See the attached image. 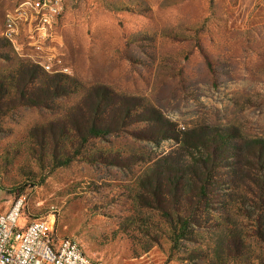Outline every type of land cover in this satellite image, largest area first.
Here are the masks:
<instances>
[{
  "label": "rangeland",
  "instance_id": "rangeland-1",
  "mask_svg": "<svg viewBox=\"0 0 264 264\" xmlns=\"http://www.w3.org/2000/svg\"><path fill=\"white\" fill-rule=\"evenodd\" d=\"M33 4L0 0L2 200L108 264H264V183L242 185L264 142V0H62L45 28ZM215 149L212 179L235 183L176 240L151 191Z\"/></svg>",
  "mask_w": 264,
  "mask_h": 264
},
{
  "label": "trees",
  "instance_id": "trees-1",
  "mask_svg": "<svg viewBox=\"0 0 264 264\" xmlns=\"http://www.w3.org/2000/svg\"><path fill=\"white\" fill-rule=\"evenodd\" d=\"M30 65H26L25 68ZM28 67V68H29ZM27 68V69H28ZM29 72V71H28ZM32 73L29 74L31 78ZM33 79V77H32ZM60 79L54 80L53 82H58ZM45 82V80H43ZM27 87H24V90ZM20 88H16L14 98H18L23 101V103H32L39 105L41 104L38 99L39 96H32L33 98L31 102L25 101L28 96L25 93H28L32 90V88L28 87L27 91L24 92ZM105 130L101 127H95L94 125L89 130V136H101L104 134ZM88 134L79 136V139H83V145L88 141ZM254 150L252 151V161H247V172L244 174L247 178L243 179L242 185L246 183V181H251L255 184L257 190L258 188L262 189V184L264 183V176L258 174L256 171L264 170V142L262 140H257L254 144ZM239 150V147L237 148ZM219 149L211 150L207 153L205 158H200L197 162L196 166L191 168H196V171L192 175H181L176 174L172 177H167L163 183H158V188L162 187H171L174 192H163L161 189H155L151 191V193L156 198L158 207L162 212V215L166 217V219L170 222L172 227V231L176 240L183 239L189 235L195 233V229L202 228L205 225H202L203 218L206 217L207 208L213 206L214 204H222L224 203L221 198V193L217 194V191L220 190V187L223 185L234 184L235 180L228 181L227 183L221 184V182L216 181V179H212L216 175H211L214 171L213 167L217 165V158H219ZM239 152V151H238ZM71 158V157H69ZM70 160H67L64 164H68ZM200 164V166L198 165ZM245 167V160H241L236 165V170L239 175H243L242 168ZM149 185V184H148ZM143 186H145L143 184ZM147 187V186H145ZM149 187V186H148ZM250 187V186H247ZM251 193H256L257 191ZM258 193V192H257ZM159 195L170 196L172 201H176L175 206L171 208L164 207L165 200H161ZM225 197V195H224ZM219 199V200H217ZM202 221V222H201Z\"/></svg>",
  "mask_w": 264,
  "mask_h": 264
},
{
  "label": "built area",
  "instance_id": "built-area-1",
  "mask_svg": "<svg viewBox=\"0 0 264 264\" xmlns=\"http://www.w3.org/2000/svg\"><path fill=\"white\" fill-rule=\"evenodd\" d=\"M61 2L34 0L42 28L49 26L52 17L59 13ZM2 199L7 208L0 211V264H108L91 258L76 239L58 236L47 220L24 219V196ZM21 219L24 222L19 224Z\"/></svg>",
  "mask_w": 264,
  "mask_h": 264
},
{
  "label": "crops",
  "instance_id": "crops-1",
  "mask_svg": "<svg viewBox=\"0 0 264 264\" xmlns=\"http://www.w3.org/2000/svg\"><path fill=\"white\" fill-rule=\"evenodd\" d=\"M7 207H6V204L2 201H0V211H3L5 210Z\"/></svg>",
  "mask_w": 264,
  "mask_h": 264
}]
</instances>
